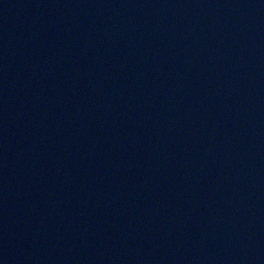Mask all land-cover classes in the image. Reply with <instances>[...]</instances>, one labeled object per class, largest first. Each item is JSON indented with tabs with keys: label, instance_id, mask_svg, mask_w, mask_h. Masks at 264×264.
Listing matches in <instances>:
<instances>
[{
	"label": "water",
	"instance_id": "water-1",
	"mask_svg": "<svg viewBox=\"0 0 264 264\" xmlns=\"http://www.w3.org/2000/svg\"><path fill=\"white\" fill-rule=\"evenodd\" d=\"M0 264H264V0H0Z\"/></svg>",
	"mask_w": 264,
	"mask_h": 264
}]
</instances>
